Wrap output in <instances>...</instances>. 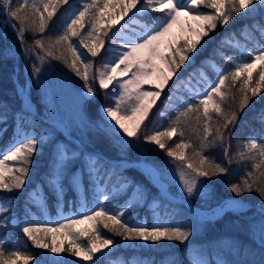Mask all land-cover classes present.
I'll use <instances>...</instances> for the list:
<instances>
[{"label":"snow or ice","instance_id":"6c2138e0","mask_svg":"<svg viewBox=\"0 0 264 264\" xmlns=\"http://www.w3.org/2000/svg\"><path fill=\"white\" fill-rule=\"evenodd\" d=\"M69 0H19L13 7L12 0H0V11L7 17L6 26H11L20 41L22 48L25 49L26 55H31L34 48L26 47L25 34L33 35L39 33L41 38L34 39V47L45 51V56L53 60L62 61L65 66L70 69L83 84L80 87L78 95L83 105L95 97L98 89L96 82L98 80L99 89L107 90L109 85L115 82V86L119 89L114 94V104L102 105V110L107 117L111 118L113 131L117 134L122 132L129 138H139L141 125L148 117L153 105L161 97L162 92L173 79L182 65L190 59L189 53L198 50V45L203 46L206 41L204 37H210L211 33L217 28V22L221 25H227L232 19V13L240 14L247 9L253 11L256 6L264 5V0H83L76 12L67 22L61 33L52 39L47 38V44L43 35L48 28L49 21L56 15L59 6L68 4ZM103 3V7H100ZM140 5V7H138ZM203 6L204 8L214 9V13H205L196 11ZM120 9L119 16L107 14L108 8ZM30 8L31 15H22L24 9ZM136 10L134 15L144 14L146 12L160 13L158 17H153L151 25L147 23L141 24L139 21L133 20L132 23L138 24L142 32L133 34L131 38H124L123 43L119 46L121 51L111 50L113 55L110 59L103 60L101 67L97 70L95 77L90 75L93 65L87 60V55L96 57L100 50L105 46L104 37L108 36L112 24H119L128 16L130 12ZM188 16L193 24L187 25L185 29L181 26V32L187 31L188 35L183 37V43L179 44L181 37L172 33V28L179 22L180 17ZM89 17L88 28L85 30V18ZM38 18V20H37ZM15 21L16 23H11ZM125 25H121L123 29ZM248 32L256 30L261 38H264V24L254 21L251 26L244 25L241 30V36L248 40ZM103 33V35H101ZM120 35V30L115 34ZM235 33H231L220 40V45H227L233 49H239L251 58L250 62L243 57L226 56L223 51L217 49V54L221 58L226 59L233 65L227 71L219 68L215 61H211L209 66L216 71L217 78L214 82H208L204 91L192 89L193 100L185 103L183 110H178L175 120L164 131L153 130L152 133H146L143 139L146 142L155 143L160 149H165V143L162 137L171 139L174 135L184 136L183 126L189 123L188 114L198 113L195 117L197 126L203 121V136L200 140L199 150L196 155L199 156V164L194 166L192 163H186V172L183 167L179 169L180 182L183 185L182 191L186 192L188 197L193 194L199 195L198 184L203 185L201 177L210 178L213 175L225 174L228 168L221 163L210 159L203 155V152L210 146H216L219 142L224 145L225 135L229 140L231 133L238 119L236 111L224 114L220 106L221 101L225 99L226 94L222 91L225 82L231 79L233 82L240 80L244 76L239 91L243 94L239 101V110L249 104L250 97L247 92L251 91L252 96L260 93V84L264 81V45L258 46L254 51L244 48L239 40L233 42L229 37H235ZM195 39H192V37ZM73 37H79L78 44L73 42ZM86 40H90L86 43ZM203 41V43H202ZM87 49V53L83 51ZM71 54V60L65 53ZM179 57V59H177ZM36 59L43 64L44 56H38ZM257 63L260 65V78L256 81V87L248 89V82L253 78V69ZM80 65L83 66L81 71ZM119 70V71H117ZM41 67L38 64L33 65V75L38 76ZM246 74V75H245ZM127 77V78H124ZM202 80H207V76L203 69L200 70ZM180 83L191 85V75L187 81ZM149 85L155 90H145L144 86ZM180 87L178 83L175 86ZM219 96L220 100L214 99ZM171 100V96L168 98ZM167 103V102H166ZM202 108V113H201ZM223 117V126L215 129V137L209 141V137L213 135L209 122L213 119L212 113ZM20 118V132L17 133L19 139L13 141L7 148L0 150V192H12L21 190L26 183V177L29 175L30 167L34 163L32 157L40 152L38 145L45 143V136L35 132V128L30 133L25 129L27 121L24 116L17 114ZM0 119H6V112L0 110ZM259 121L264 125V113L259 117ZM232 126V127H230ZM122 143H131L130 140H124L120 137ZM239 143V142H238ZM192 147L181 139L180 143L175 145L176 149H184ZM224 156L227 158L228 164L232 163L228 147L223 149ZM167 155L175 159L186 162L187 157L174 149H167ZM233 155H238L240 160H249L252 162L253 171H248L246 176L252 178H244L240 183L230 185L231 191L237 197L242 196L245 192L251 193L255 191L262 200H264V131L253 133L244 141V151H239ZM80 161V166L70 169L69 174L65 175V170L69 165ZM7 162H14L10 167ZM208 164V168L204 165ZM19 165V166H16ZM5 172L11 173L8 179L5 178ZM79 173V181L77 174ZM85 174L89 177V185L96 192L97 206L89 209L80 215L79 218H66L63 223H57L56 227H36V222H29L27 226L22 227V232L32 241L36 248L47 249L52 253L59 254L68 251L74 257H81L84 261H91L96 264L94 257L97 254H104V249L114 245V240L100 234L97 224L103 223V227L115 236L122 237L124 241H143L145 243L157 244L161 240L178 241L184 243L192 235V230H186L182 225L176 224H130L126 220L125 213L128 209L139 203V199H126L124 204L117 209H109L101 203V200L108 201L115 198L106 188V181L110 179L112 170L105 167V162L99 154L80 153L72 151L69 145L56 147L53 158V167L48 175L46 183L50 190L57 196L63 194L64 183L68 180L71 186H84ZM155 174V173H153ZM123 187V186H121ZM139 188V186H137ZM43 185H38L29 193L30 202L39 203L46 200V193H42ZM120 189H113L112 192L119 193ZM140 193H137L139 196ZM155 203V201H154ZM242 203V202H233ZM43 208L44 204L40 203ZM158 207V205H157ZM12 200L10 198L0 199V221L8 223L10 216L5 217L2 214L11 211ZM91 222L90 228L78 229L80 235L91 233V237L87 244L79 243L76 232L72 229L74 226L83 225ZM46 223V222H45ZM61 229L66 230V234L73 237V243L68 248H63L59 244H49L46 242V236L38 235V233H59ZM264 245V236L261 238ZM7 253V255H6ZM23 257L25 264L35 259L33 254H27L22 250L9 251L0 248V264H15V258ZM187 264H207L203 259H197L193 255ZM224 264V262H220Z\"/></svg>","mask_w":264,"mask_h":264},{"label":"trees","instance_id":"16d2710c","mask_svg":"<svg viewBox=\"0 0 264 264\" xmlns=\"http://www.w3.org/2000/svg\"><path fill=\"white\" fill-rule=\"evenodd\" d=\"M19 0H12L13 7H15L16 3ZM69 8V4H65L59 6L57 8L56 15L52 18L48 23V28L45 33L42 34L45 39V44H47V38L49 36L52 39H55V36L60 33L59 29L61 28V21L64 17L65 12ZM205 13H214V9H208L201 6L200 8ZM22 15H31V9L26 8L23 10ZM142 19L147 20L151 23V17L145 16L141 17ZM38 20V18H37ZM254 21H259L264 24V5H258L256 8L249 12L247 9L243 10L242 13L236 14L232 13V19L229 21L227 25H221V23L217 22V28L214 32L211 33L210 37H204L203 41L207 43L203 46L198 45V50L194 53H189L190 59L185 62L184 69L189 67L196 72L203 69L208 77L212 80L215 79L217 73L209 66V61L215 60L221 66V69L227 71L232 68L233 65L229 63L226 59L220 57L217 54V49L219 48L224 53H231L234 57H237L238 54L235 50H230L229 46L220 45V40L222 37H225L231 33H235V37H229L230 39H242L241 30L244 25L251 26ZM16 23L15 21H13ZM114 33V30H110L109 34ZM259 32L256 30L251 31L252 36L258 37L260 43L264 44L263 39H261ZM41 36V34L37 33L35 35L31 33L25 34V42L26 47H30L33 45V37ZM14 37V36H13ZM202 41V43H203ZM14 46L13 48L9 45L8 39L4 38L0 33V110L6 112V119L1 121L0 126H4L2 131L1 143L0 146H5L6 140H9V136L11 135L15 124L17 114H21L24 116L27 121L26 127L35 128V132L41 134L43 132H47L45 127L47 125L32 115L29 111L25 110L21 105V100L18 98L15 91V84L12 79L13 71L15 66L18 67L17 78L19 81H23V61L20 60L17 55V50H21L22 46L18 40L15 38L13 40ZM183 43V42H182ZM181 43V44H182ZM247 49L250 51H254L256 49V45L254 42L247 41L245 42ZM68 56L69 60H71V54L65 53ZM244 57L251 59L248 57L245 52L242 54ZM59 63H62L66 71L71 75L70 69H68L62 61L57 60ZM31 62V58H29V65ZM207 62V63H206ZM28 65V64H27ZM180 71H186L180 68L177 72L178 76ZM243 76L240 80L233 82L231 79L225 82V86L222 91L226 94L225 99L221 101V108L224 114H229L231 111H236L238 114V119L235 123V126L231 133V139L229 140L227 134L225 135L224 145H220L219 142L216 143V146H210L207 148L203 155L208 156L210 159H214L216 162L221 163L223 166L228 168V172L225 174L213 175L210 178L201 177L200 180L203 181V194L201 199L203 198V202L201 203L200 199L190 198L189 202L193 205L199 206L201 208H211L216 204L221 203L226 198H240L246 202L252 204H262L264 206V200L255 192L247 193L245 192L242 196L237 197L235 193L231 191L230 185L233 183H240L242 179L247 178L249 182H251L252 178L246 176L248 171H253L252 162L249 160H240L238 155H233L239 151H244V141L250 137L254 132L260 133L264 131V125H262L259 121V117L262 113H264V93H261L256 99V96H252L251 91H248L247 94L250 97L249 104L243 109L241 112L239 110V101L242 97V93L239 91L241 87V83L243 80ZM212 80V81H213ZM177 85V84H176ZM248 89L251 88V84H248ZM176 89V87H174ZM174 89L170 90V93L174 91ZM36 89L32 85L30 87V94L34 99V103L37 106V109L41 111V108L38 105ZM189 101H192V98H187ZM214 99L220 100L219 96H214ZM94 100V99H93ZM106 102L105 98L101 96H96L95 101L90 100L87 109L90 111L88 114L94 118V107L92 105H100L101 103ZM161 102V101H160ZM160 102L151 110L148 117L144 120L142 124V133L141 135L144 137L146 133H149L150 130L156 128L159 124L170 126L172 122L175 120L178 110H183L184 106L179 107L177 110H169L167 108H161ZM202 113V108H201ZM198 113H189L188 120L189 123L183 126L184 136L181 138L179 135H174L171 139L168 137H164L165 149H157L151 147L150 142H146L143 139V143H140V149L136 152L133 151V156L128 154L127 152L125 157L130 160H139V156L142 152L146 153L145 160L152 164L157 170L160 172V176L163 179L165 174L162 172V161L168 158L167 149H176L175 145L181 142L183 139L184 142L189 143L192 147H186L185 149V157H187L186 162L179 161V168L183 167L186 172H190V169H187L186 163H192L194 166L199 164V156L195 153L199 150L200 140L203 136V121L201 120L199 126H197V122L195 117ZM98 116V115H97ZM19 117V116H18ZM96 117V116H95ZM213 119L209 122L210 127L212 129L213 135L209 137V141L213 140L215 137V129L217 127L223 126V117L218 116L215 112L212 113ZM29 118V119H28ZM232 127V126H230ZM90 141L89 143H84L86 148L94 149L95 152H98L100 155H104L107 158H120L123 157L118 154L115 150H110L103 140L99 139V141ZM71 146L75 147L74 143L67 140ZM239 142V143H238ZM227 146L230 158L232 159V163L228 164L227 158L224 156L223 149ZM90 149V150H91ZM135 156V157H134ZM34 162H39L38 166H34L33 164L30 167L29 175L26 177V183L21 190H14L12 192H0L1 196L8 198L13 197L15 206L13 207V211H15L16 216L22 221V219L32 218L29 215L28 210L24 209L25 199L29 196V191L33 187L35 183V177L43 180L47 174L50 172V166L47 165V159L43 155L36 154L32 157ZM105 167L110 168V165L105 163ZM205 168H208V164L204 165ZM117 172H119L117 170ZM120 173V180L128 179L130 183L124 195L119 196L115 200V207L118 208L122 203L125 202L127 197L133 191L135 185H139L141 195L153 196L155 200H159L160 204L158 205V209L160 213L162 211H167L168 216L171 217V222L174 224L182 225L186 230H188L187 219L190 217L189 221L194 225V228L191 230L192 235L188 238L184 243H180L178 241H167L161 240L156 246L157 248H152L149 250H140V251H132V252H122L124 253V258L126 260L136 258L137 256H142L147 259H153L151 264H187L190 260V256H188V252L186 247H190L191 241H197L198 247L208 246L213 249V252L210 253L211 263L219 264L218 261L224 262V264H264V245L259 243L253 233L252 224L256 225L258 220H263V215L259 213L255 209H247L245 212L233 213L226 212L221 218L217 219L214 223L207 220L204 223H200L199 218L193 214L191 209L184 204L173 202L168 200L167 198L160 195L158 188H156L147 177L143 175V173L137 167H130L124 172ZM125 173V174H124ZM38 174V176H36ZM118 174V173H116ZM44 176V177H43ZM84 186L88 190L89 198L91 196L89 187L88 175L84 176ZM112 179H116L115 175L112 176ZM264 180V178H261ZM164 180V179H163ZM65 181H63L64 183ZM168 184V188H170L171 192L176 195V193L172 190V185ZM43 185V191L46 193V201L47 208L52 215H55V202L57 200L55 194L50 190V188L45 184ZM66 188V189H65ZM106 188L110 191L111 187L106 186ZM64 193L66 195L64 200L65 208L68 207L70 203L69 198H72V208L77 203V195L75 191L70 188V186H64ZM146 192H143V191ZM146 198L145 196H142ZM64 199V198H63ZM109 200L107 204L112 205ZM32 207L35 214L42 216L41 211L34 206ZM170 210V211H169ZM151 209L146 205L139 210H137V220H141L142 217L145 218L146 223L150 225L153 220L149 216V212ZM6 213V212H5ZM3 213V215H5ZM187 218V219H186ZM168 220V219H167ZM181 223H180V222ZM27 224V223H26ZM198 227L201 232L199 234H195L194 230ZM101 229L108 237L114 240V245L122 238L119 236H115L113 233L109 232L101 225ZM199 247V248H200ZM0 248L7 249L9 251L22 250L27 254H33L35 256V261H38L42 258V255L37 251L36 247L32 244V241L28 239L26 235L23 234L21 227H16L9 223L0 222ZM64 248H68L65 246ZM208 250V249H207ZM209 251V250H208ZM7 254V253H6ZM66 262L65 264H70V259L72 257L71 253L68 251H64ZM18 264H25L23 258L17 259ZM31 264V262H29ZM99 264V263H97ZM103 264V263H102Z\"/></svg>","mask_w":264,"mask_h":264},{"label":"rangeland","instance_id":"374dc122","mask_svg":"<svg viewBox=\"0 0 264 264\" xmlns=\"http://www.w3.org/2000/svg\"><path fill=\"white\" fill-rule=\"evenodd\" d=\"M185 2L190 3V0H185ZM70 3L73 5V7L65 14V16L63 18V28L67 22H70V18L76 12L77 8L80 5H82L83 0H72ZM100 7H103V3H101ZM138 7H140V5H138ZM135 11L136 10L134 9L133 12H130L127 17H125L123 20H120L119 24H115V23L112 24V26H115V25L120 26V28H119L120 35L119 36L116 35L117 41H115V42L111 41L112 45L110 47L107 46L106 48H102L96 57H91L90 54L87 55V60L90 61L93 65L92 69L90 70L91 76H93V77L96 76L97 70L101 67V62L103 60L110 59L112 57L113 52L111 50H116V51L124 50V49H121L119 47L123 43L124 38H131L133 36V34H138V33L142 32V29L138 24L132 23L133 20L139 21L141 24L145 23V21L138 19L134 15ZM196 11H201V9H198ZM119 13H120V9L118 7L116 9H112L110 7L106 10V18H107V14L119 16ZM144 14L151 15L153 17H158L161 15L160 13H152V12H146ZM144 14H140V16H142ZM88 20H89V17H86L85 18V30H82V34L88 28ZM122 24L125 25V27L123 29L121 28ZM189 24H193V26H194V22L191 21L188 16H182V17H180L179 22L173 26L172 33H174L178 37H181L179 44H181L183 42V37L188 35L187 31H185L183 33L181 32V26H184L186 29L187 25H189ZM149 25H151V24H149ZM248 34H249V32H248ZM101 35H103V33H101ZM72 39H73V42L78 44L79 37H73ZM192 39H195V37L193 36ZM252 39L254 41H257V39L254 37ZM85 42L89 43L90 40H86ZM240 43L245 48L244 43L243 42H240ZM261 45H264V44H261ZM258 46H260V44H258ZM83 51L85 53H87V49H83ZM238 52H242V51L238 49ZM253 54H255V52ZM31 56H32V60L34 61V63L38 64L41 67V72L39 73L38 76H34L33 75V67H30L25 73V80L29 81V78H30L31 82L34 84V87L37 91L36 92L37 97L39 100L38 105L41 107V110H42V112H40V113L43 116H45L46 118L50 119L52 121V123L63 126V129L58 130L54 125L50 124L51 126L49 128L46 127L47 129H49L48 130L49 132L42 133V135H44L46 138L45 143L42 145H38V147L40 148V151L43 150L45 157H47V156L52 157L50 165H53V158L55 155L56 147H62L65 144L69 145V143L66 142V139H64L62 137V136H64L65 138H67L65 136L66 133L69 136H71V135L74 136L77 139V141H81L82 143L81 142H79V143H81L80 145L82 148H83L84 143L90 142L87 139H90L93 141L101 139V140H103L105 145L110 150L117 151L118 154L121 156H127L125 152H127L128 154L133 156V151L135 152V156H136V152L140 149V143H143V136L141 135V131L139 133L138 139L137 138H129L126 135H124L122 132L117 134V131H113V127H112L114 122H111V124H110L111 118L107 117L106 113H104L102 110V105L114 104V102H115L114 101V94L119 91V89L115 86V82L112 85H109V87H110L109 92L107 94H105L106 91L104 89H99V84H98V80H97L96 87H97L98 91L96 94L99 95L100 94L99 90H102L101 95L103 96V94H105L108 101L106 102V104H102L100 108L98 105H92V108L93 107L95 108L93 115H95L98 118V119H95L96 118L95 116H94V118H92L88 114L90 112L87 109V106L89 105V101L83 105V109H82V101L78 95V92L80 90L81 85L83 84V81H81L78 77H76L74 75V73H71V77H70L67 74V72H65V70L61 67L62 63H56L55 60H53L49 57H46L44 50H42L40 54H35L33 51ZM38 56H44L45 57V62L43 64H40V62L36 59V57H38ZM239 57H243V56L239 55L237 58H239ZM177 59H179V57H177ZM247 60L250 62L251 59H247ZM211 61L212 60H209L207 62H211ZM217 63L218 62H215L216 65H218ZM184 65H185V63H184ZM80 67H81V71H83V66L80 65ZM181 68L184 70V67H181ZM253 70H256V71H253V73H252L253 78H252V80H250L248 82V84H251V88L256 87V81L259 80V78H260V65H259V63H257L256 68ZM117 71H119V70H117ZM190 75H191V85L190 86H186V84L181 83V85H182L181 88L183 91L181 93L176 92L171 97V100L165 99V97H164L165 95L162 92L161 97L157 100L156 104L160 101L162 104H165L166 100H167V106H171L170 109H172L174 107V102H177L178 104L182 105L183 101L179 102L180 100H182V99L184 100V99H186L187 96H190V95H191L190 97H193L192 89H195V90L202 92L205 89L206 83L212 82L209 80L207 75H206L207 80L206 81L202 80L200 77V72L196 75L195 78H193L195 76V73L190 74ZM124 78H127V77H124ZM188 78H189V74L179 78V80L182 79L181 81H187ZM173 79H174V77H173ZM171 82L172 81L170 80L168 85L165 87L164 91L169 89L168 87L170 86ZM29 84H30V81H29ZM20 85L24 86L25 83H23V84L20 83ZM260 87H261V91L258 95H256V99H258V97L261 93H264V81L261 82ZM144 88H145V90H155V89L151 88V86H149V85H145ZM27 91L29 94V88L28 89L26 88V94H27ZM28 98H29V106H31L32 108L35 109V107L33 105V99L31 98V96H28ZM90 100L95 101V99L93 100L92 98ZM186 101L188 102L189 100L186 99ZM155 105H153V106H155ZM98 114H99V116H97ZM0 120H3V119H0ZM19 122H20V118L18 117L16 120L15 129H14L13 135H12L13 141L19 139V137L17 135V133L21 131V129L19 127ZM167 128H168V126L162 125L161 127L155 128V130L164 131ZM25 129L30 133L33 131V129H31L29 127H25ZM152 132L153 131H151L150 133H152ZM0 134H1V131H0ZM121 136L124 137V140H130L131 143H122L121 139H120ZM47 138H50V140H47ZM161 139L163 141L164 137H162ZM11 143L12 142H9L6 145V148ZM150 145H151V147L155 146V148L159 149V146L156 145L155 143H151ZM69 147L71 149L70 145H69ZM90 149L91 148H86L87 151H91V152H86V151H83L81 148H76V147H73L72 150H75L76 152H80V153H93V152H95L94 149H91V150ZM175 151L178 154L180 152H183V154L185 155V149H175ZM93 154H95V153H93ZM145 157H146V153L142 152L139 156V159L145 160ZM127 160H129L127 157H122L121 159L117 160L118 162H116V163L118 165H123L124 163L127 162ZM145 162H147V161L145 160ZM7 163L9 164L10 167H12L14 164V162H7ZM147 163H149V162H147ZM178 163H179V160L175 159L174 157H170V156H168V158H166L162 161V168L161 169H162V172L165 174V177H163V179L165 181L160 176L162 183L166 184V187H168L167 183H170L172 185V188H173L172 190L176 193V195L178 196L179 199L189 201L190 198H194V199H200L201 203H204L203 198L201 199V196L203 194V187L201 185L198 184L197 190L199 192V195L194 193L192 197H188L187 193L182 191L183 185L180 182V178H179V169L180 168H179ZM33 165L38 166L39 162H34ZM73 165H74V168L79 167L80 161L79 160L75 161V163ZM16 166H19V165H16ZM70 166H72V165H70ZM70 166H68V169L65 170V174H69L68 172L70 170ZM122 170H124V169H122ZM141 172L143 173V175L145 177H147L150 180V182L152 184L155 185V183L151 179V175L148 172H146V173L143 171H141ZM10 175H11V173L5 172V178L6 179H8L10 177ZM159 175H160V172H159ZM111 176H110V180H111ZM77 181H79V173L77 174ZM129 183H130V180H128V179H125L123 181H118L115 184L112 183L111 190L120 189L119 193L113 192V193H115L114 197L117 198L118 196L124 194L125 190L128 188ZM36 184H37V186L40 185L39 183H36ZM121 186H123V187H121ZM137 186H139V185L134 186L133 194L128 199H133V200L139 199V203H137L134 207L128 209L125 213L124 218L126 220H128L130 224H137V223L147 224L143 217L140 221H137L135 219V216H136L135 209H139L143 206L148 205V207L151 209L150 216L153 218V222L150 225H153V224L176 225V224L172 223L171 218H168V215H166V214H168L167 211H162L160 213V210L157 208V205L160 204V201L152 198L153 196L141 195L143 193H141L140 187L137 188ZM73 187L78 192V198H79V205L76 207L75 212H71V211L70 212H64L61 208H59L57 216L50 217L49 214L45 213V215L40 218L39 215L36 214V216H35L34 213L31 212V209H29V204H25L24 205L25 208H27L29 210L30 215H32L33 218H35V220L27 219V221H24V222L29 223V222L34 221V222H36V224L34 225L36 227H45V226L56 227L58 222L63 223L66 218H79L81 214H83V213L87 212L89 209H92V208L97 206L96 192H95V190H93L92 187H91L92 193L94 194V200H95V203H93L92 206H86V204H85L86 197L83 193V187L79 186L78 184H77V186H73ZM169 190H171V189L167 188V191L169 193H171ZM138 192L140 193L139 196H137ZM143 192H146V191L144 190ZM142 196H145L146 198H144ZM59 197H61V195ZM115 198H112V199L115 200ZM0 199H6V198L0 196ZM10 199L12 200L11 211H10V213L6 212L5 215H3V214L2 215L5 217L10 216L8 223L14 224L17 227L22 228L23 226H27V225H23L22 221L19 218H17L14 211H12L15 204L13 202V199L12 198H10ZM154 201H155V203H154ZM29 203L31 204V202H29ZM40 203H43L46 206L45 201H42L39 203H32V205H34L36 207H40ZM101 203L104 206H106L107 208L111 209L110 208L111 206L108 205L105 201L101 200ZM224 203L225 202H223L221 204H224ZM259 205L261 206L262 204H259ZM230 211H232L233 213H240L242 211H245V209L242 207H236V208L231 209ZM194 214L199 218L198 222L204 223L206 221L204 218H202L201 216H198L196 213H194ZM36 217H38V219H36ZM188 218L190 219V217H188ZM217 218L219 219V218H221V216L217 217ZM189 219H187L186 225H188L189 229H192V228H194V225L189 221ZM251 224H252L251 232L253 233L255 239L259 243H262L261 238H262V236H264V221L259 219L258 223L255 225L253 223V221L251 220ZM101 225L103 226V223L97 224V228H98L100 234L107 237V238H110L106 234H104V232L101 229ZM90 227H91V222H86L83 225L73 227L72 231L76 232L77 236H78L77 242L83 243V244L88 243V241L91 237V233H88L85 235H80L78 232V229H84V228H90ZM194 232H195V234H199L201 232V230L198 227H196ZM38 235L46 236V242L47 243L59 244L63 248L66 245L69 247L73 243V237L67 235L66 230H64V229H61L59 233H55V234L54 233H38ZM157 244H155V245H157ZM152 245H154V244H151L150 242L145 243V242L139 241V240L124 241L121 238L117 242V245L109 246V248L104 249L103 250L104 254L101 255L98 253L97 256L94 257V260L96 262L97 261H103L104 262V260L106 262H108L113 257L114 260H112L113 262L111 264H150L149 260L146 258H143V257H137L133 261L132 260H129V261L124 260L123 254H121L120 252L121 251L129 252V251H135V250L136 251L149 250L152 248L159 249L158 247H156V246L154 247ZM199 247L197 245V241H191L190 247H187L188 253L190 254V256L192 257L193 255H195L197 259H203L204 261L207 262V264H211V260H210L211 257H210L209 252H213V249L208 247V246H205V245L203 248L202 247L199 248ZM37 249L40 252V254L42 255V259L38 260V261L33 260V261H31V264H61L63 262V258L65 257L64 252L56 254V253H52V252L48 251L47 249H40V248H37ZM20 258H23V257H20ZM17 259L18 258H15V264H18ZM71 261L74 264H93V262H91V261H84L81 257H74V256L71 257Z\"/></svg>","mask_w":264,"mask_h":264},{"label":"water","instance_id":"95a60500","mask_svg":"<svg viewBox=\"0 0 264 264\" xmlns=\"http://www.w3.org/2000/svg\"><path fill=\"white\" fill-rule=\"evenodd\" d=\"M140 164L142 165V166H146V167H149L151 170H153V171H155V169L153 168V167H151V166H149L148 164H146V163H144V162H140ZM155 173L157 174V172L155 171ZM157 176V175H156ZM158 178V177H157ZM158 186H159V188L163 191V189H162V187H161V184H160V182H159V180H158ZM169 199H171L172 200V198H171V196H167ZM233 200H235V201H238V202H242V203H240V204H242V205H244V206H249V207H254V208H257V209H259L263 214H264V210L263 209H261V208H259V207H257V206H255V205H251V204H249V203H247V202H244L243 200H241V199H233ZM178 201V200H177ZM229 201H231V200H229ZM228 201V202H229ZM188 204V203H187ZM189 205V204H188ZM228 208V204L227 205H225V207L223 208V210L222 211H224L225 209H227ZM200 211H202L203 213H207V212H210V210H200ZM214 216H218L216 213H212ZM205 217H207V218H210V217H208V216H205Z\"/></svg>","mask_w":264,"mask_h":264},{"label":"bare ground","instance_id":"6f19581e","mask_svg":"<svg viewBox=\"0 0 264 264\" xmlns=\"http://www.w3.org/2000/svg\"><path fill=\"white\" fill-rule=\"evenodd\" d=\"M238 206H240L238 203H233V202H230V203H229V207L232 208V209H233V208H236V207H238ZM220 210H221V209H218L216 212L219 213Z\"/></svg>","mask_w":264,"mask_h":264}]
</instances>
